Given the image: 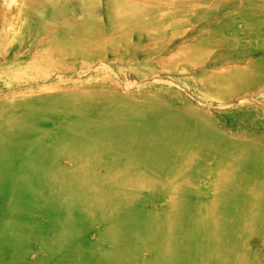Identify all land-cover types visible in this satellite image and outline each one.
<instances>
[{
	"label": "rangeland",
	"instance_id": "374dc122",
	"mask_svg": "<svg viewBox=\"0 0 264 264\" xmlns=\"http://www.w3.org/2000/svg\"><path fill=\"white\" fill-rule=\"evenodd\" d=\"M67 1L62 0V4ZM130 1L149 4L151 0ZM173 1L180 3L169 6L170 3L163 0L159 6L145 8L135 17L125 18L123 8L120 11V0H85L87 8L81 0H69L72 9L68 12L65 5L64 14L68 12L72 21L82 16L75 29L87 31L89 34L81 41L92 46H85L83 54L74 49L71 56L62 57L58 63L28 70V59L40 54L48 45L47 38L39 42L30 36L33 14L26 9L27 20H20L22 1L19 3L22 8L13 11L15 0H0V123L19 120L18 124L24 129L29 126L42 129V122L55 123L56 120L38 115L39 112L50 109L54 113L61 112L76 105L89 124L74 135L38 140L27 137L20 152L12 151L10 141L4 155L0 154V167L2 161L10 167L24 161L27 163H20V168L52 167L66 173L80 168L97 169L101 166L49 163L64 164L69 160L62 151L73 142L86 146V155L71 156L74 162H94L99 152L117 154L106 140L94 136L92 128L117 125L124 118L119 114L122 110H127L128 116L141 117L148 109L163 120L175 117L179 121V127L171 125L176 128L175 133H189V140L198 147L204 165L194 166L197 168L195 176L186 177L184 182L187 186L201 187L192 192V196L201 201L211 196L210 200L227 199L248 204L259 214L256 231L263 239L264 165L242 168L233 164L228 169L230 178L226 180L222 178L225 168L215 161L213 151L206 156L208 149L204 147L209 142L216 148L221 144L252 145L264 152V39L255 32V23L264 26V0ZM69 20L63 18L65 24ZM85 20L93 25V30L84 29ZM63 31L67 33L66 29ZM51 40L59 42L55 36ZM59 49L63 51V47ZM57 69L60 74L53 78L57 81L45 87L43 74ZM239 74L243 77L247 74V78ZM55 91H65L66 98L60 100ZM110 116H115V120L110 121ZM70 125L74 122L67 123ZM36 135L40 137L42 133ZM166 157L161 160L176 174L163 178L156 170L153 175L166 186L181 184L185 175L174 163L175 157ZM41 163L46 166L39 165ZM237 183L238 187L232 186ZM220 184L229 185V191H214L213 187ZM155 206L159 217L168 203L161 200ZM200 209L199 214L204 211ZM41 221L46 223L41 216L29 225L35 227ZM107 225H92L86 233V241L98 244L99 232ZM236 238L243 241L240 234ZM64 250L49 257L44 248L39 249L38 254L33 252L26 258L18 255L12 264H63L69 251L67 247ZM145 257L143 253L141 259Z\"/></svg>",
	"mask_w": 264,
	"mask_h": 264
},
{
	"label": "bare ground",
	"instance_id": "6f19581e",
	"mask_svg": "<svg viewBox=\"0 0 264 264\" xmlns=\"http://www.w3.org/2000/svg\"><path fill=\"white\" fill-rule=\"evenodd\" d=\"M162 1L151 0L149 4H140V1L120 0L119 5L120 11L123 8L124 17L130 15L133 18L145 8L159 6ZM20 2L24 6L22 14L19 13L20 20H27L24 15L26 9L33 14L30 36L39 42L46 37L48 44L37 57L28 59L26 69H41L44 65L58 63L62 57L71 56L74 49L83 54L86 47L92 46L81 41L89 33L75 29L82 16L72 21L67 15L72 9L69 0L64 5L62 0H15L13 11L20 9ZM81 2L87 8L85 0ZM65 5L68 12L64 14ZM63 18L70 20L65 24ZM83 25L84 29L93 30V25L87 24L86 20ZM255 25V32L264 39V26ZM62 29H66L67 33ZM52 36L58 37L59 42L51 40ZM60 46L63 51H60ZM59 74L60 69L44 73L45 87L57 81L53 78ZM239 75L243 77V74ZM246 75L243 78H247ZM55 93L60 100L67 96L65 91ZM122 111L119 114L124 118L117 125L93 127L91 130L95 137L98 135L113 146L117 154L99 152L94 162H74L71 156L86 155V146L73 142L62 151L70 161L49 163L54 166L69 163L100 165L97 169L80 168L66 173L52 167L20 168L27 163L24 161L15 162L16 167L1 162L0 264H12L18 255L26 258L33 252L38 254L43 248L49 257H53L65 252V247L70 253L68 251V259L63 264H264V238L256 231V224L260 221L257 210L234 200H210L211 196L201 201L192 196V192L201 187L184 183L186 177L195 176L197 168L194 166L204 163L202 156L199 157L198 147L195 148L196 145L189 140V133H175L176 128L171 125L179 127V121L173 116L163 120L148 109L141 117L128 116L125 114L127 110ZM38 115H45L56 122H42V129L33 126L24 129L18 124L19 120L0 123L2 156L10 141L12 151H19L27 137L38 140L69 136L89 126L76 105L61 112L54 113L50 109ZM109 120L114 121L115 116H110ZM70 121L74 122L73 126H67ZM38 133L42 135L39 137ZM207 145L204 147L208 149L206 156L213 151L215 161L225 168L222 178L224 176L226 180L230 178L228 169L233 164L242 168L251 164L264 165V152L255 146L221 144L220 148H216L213 142ZM167 155L175 157L174 163L185 175L181 184L166 186L153 175L156 170L163 178H172L176 174L166 161L161 160ZM39 165L46 166L43 163ZM238 184L232 186L238 187ZM227 187L230 186L220 184L213 188L222 192L228 190ZM161 200L166 201L168 207L158 217L155 205ZM201 207L204 211L199 214ZM41 216L46 223L41 221L35 227L29 225ZM96 223L108 225L99 232L100 241L95 245L86 241L85 237ZM239 234L243 241L237 240ZM255 239L258 240L255 242ZM143 253L147 255L145 259H141Z\"/></svg>",
	"mask_w": 264,
	"mask_h": 264
},
{
	"label": "crops",
	"instance_id": "0c3cea01",
	"mask_svg": "<svg viewBox=\"0 0 264 264\" xmlns=\"http://www.w3.org/2000/svg\"><path fill=\"white\" fill-rule=\"evenodd\" d=\"M166 2H169V3H170L169 6H172L173 3L176 4V3H178L179 1L166 0ZM179 3H180V2H179Z\"/></svg>",
	"mask_w": 264,
	"mask_h": 264
}]
</instances>
